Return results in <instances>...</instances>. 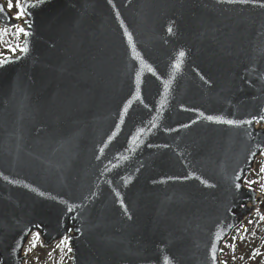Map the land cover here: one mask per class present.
I'll use <instances>...</instances> for the list:
<instances>
[{
    "label": "water",
    "instance_id": "95a60500",
    "mask_svg": "<svg viewBox=\"0 0 264 264\" xmlns=\"http://www.w3.org/2000/svg\"><path fill=\"white\" fill-rule=\"evenodd\" d=\"M21 3L0 0L29 33L0 60V264L37 233L70 264H222L263 201L264 0Z\"/></svg>",
    "mask_w": 264,
    "mask_h": 264
},
{
    "label": "rangeland",
    "instance_id": "374dc122",
    "mask_svg": "<svg viewBox=\"0 0 264 264\" xmlns=\"http://www.w3.org/2000/svg\"><path fill=\"white\" fill-rule=\"evenodd\" d=\"M20 1L21 0H19V3ZM262 168H264V154L261 156L260 159H258L256 163V169L251 173V175L246 181V185L261 191V193H263L264 191V171H261ZM261 212L264 213V207ZM252 223L253 222H247L246 224H244L243 227L239 230V232H235L232 237L224 244L221 251L222 264H232L233 261H236L233 256H231L232 253H236V256H241L242 260L245 261V257L238 252V250L241 249V246H238V239L240 237L241 232L251 227ZM262 240H264V238L260 237V239L258 240L260 242L258 243H261ZM231 245L235 246L234 250L232 247H230ZM68 249V245L65 246L64 244H62V241L52 245L49 248H43L41 239L39 238L37 240L36 235H34L25 250L27 253L30 254V258L25 264H69L71 254ZM261 249V257L256 255L252 257V255H250V258L252 257L251 260L255 262L254 264H264V244ZM225 255H228L226 260L224 259ZM247 259L248 258L246 257V262Z\"/></svg>",
    "mask_w": 264,
    "mask_h": 264
},
{
    "label": "trees",
    "instance_id": "16d2710c",
    "mask_svg": "<svg viewBox=\"0 0 264 264\" xmlns=\"http://www.w3.org/2000/svg\"><path fill=\"white\" fill-rule=\"evenodd\" d=\"M4 1L8 6L9 0H4ZM11 2L13 4V7L11 9L18 12V7L16 6L18 0H11ZM5 29L7 30V34L0 36V59L8 54L15 55L19 53L20 43L23 38V34H19V35L15 34L16 28L8 29L0 26V31H3ZM9 45L13 47L18 45L19 47L17 48L16 51H11ZM261 217H264V213L257 214L254 217L250 218L249 222H253L252 226L242 231L238 239V246L240 245L241 249L240 250L237 249V250L240 254H242L245 257V261L242 260L241 256L238 255L236 256V253H232L231 256H233V258L237 261V262L233 261L232 264H254L255 262L252 261L251 258L254 255L261 257L262 255L261 248L264 244V240L261 241L262 244L258 243L260 242L258 241L260 237L264 238V219H261ZM240 229L236 230V233L239 232ZM250 255H252L251 258ZM227 257L228 255H225L224 259L226 260ZM246 257L248 258L247 262H246Z\"/></svg>",
    "mask_w": 264,
    "mask_h": 264
},
{
    "label": "snow or ice",
    "instance_id": "6c2138e0",
    "mask_svg": "<svg viewBox=\"0 0 264 264\" xmlns=\"http://www.w3.org/2000/svg\"><path fill=\"white\" fill-rule=\"evenodd\" d=\"M39 2H43V0H39ZM241 2H247V0H241ZM16 6L18 7V12H17L16 18L17 19H21L22 17H24L26 15L24 4L19 3V0H18V3H17ZM12 7H13V4H12L11 0H9L8 8L11 9ZM3 11H4L3 6H0V12H3ZM169 31H171V29H169ZM5 34H7V30L6 29L3 30V31H0V36L5 35ZM15 34L16 35H19V34L28 35L29 33L25 30L24 27L16 26V33ZM18 47H19L18 45L14 46V47L9 45V48H10L11 51H16ZM20 51L26 52L27 51V47L25 46L23 48H20ZM179 55L181 57H183L185 55V53L181 51L179 53ZM177 67H179V64H177ZM208 119L211 120V119H213V117H208ZM259 119L261 121H264V116H261ZM225 122L230 124V125H234V124L240 123V122L234 121V120H228V121H225ZM244 123L252 124L253 121L252 120H248V121H245ZM261 171H264V168H262ZM237 187H239V185H237ZM69 210H71V209H69ZM261 219H264V217H261ZM36 239L37 240L39 239V234L38 233L36 234ZM62 244H64L65 246L68 245V238L67 237L64 238V240L62 241ZM33 246H35V245H33ZM230 247H232L233 250L235 248L234 245H231ZM68 250L71 251L70 248Z\"/></svg>",
    "mask_w": 264,
    "mask_h": 264
}]
</instances>
